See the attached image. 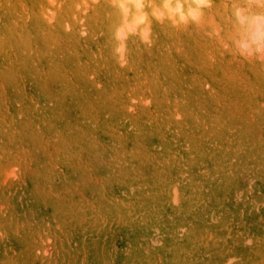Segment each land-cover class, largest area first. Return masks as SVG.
I'll return each mask as SVG.
<instances>
[{
    "label": "rangeland",
    "instance_id": "rangeland-1",
    "mask_svg": "<svg viewBox=\"0 0 264 264\" xmlns=\"http://www.w3.org/2000/svg\"><path fill=\"white\" fill-rule=\"evenodd\" d=\"M0 264H264V0H0Z\"/></svg>",
    "mask_w": 264,
    "mask_h": 264
}]
</instances>
